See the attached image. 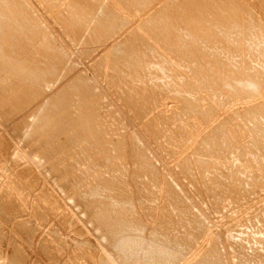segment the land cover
Returning a JSON list of instances; mask_svg holds the SVG:
<instances>
[{
    "label": "rangeland",
    "instance_id": "obj_1",
    "mask_svg": "<svg viewBox=\"0 0 264 264\" xmlns=\"http://www.w3.org/2000/svg\"><path fill=\"white\" fill-rule=\"evenodd\" d=\"M14 1L0 0V4H3V7L0 6V8L5 10L11 4L14 6ZM73 1L20 0L26 7L21 10V12L24 11L26 17L21 18L23 14H20L17 16L20 17L19 23L18 21L13 22L14 25L18 23L17 28L14 26V29L16 28L18 32L20 29L18 27L20 25L23 27L25 22L21 19L25 20L26 18L27 22L24 23L25 26L22 28L24 30L20 29L23 35L25 29L27 31L37 30L34 36H31L34 33L33 30L26 31L27 34L25 35L28 39L25 40V37L19 42L24 43L27 40H34L32 41L33 46L32 42L28 41L27 47L34 50L33 52L30 50L32 53L29 52L32 58H28V53L24 54L27 56L25 59L28 60L26 64L29 61L31 63L34 61V64L39 61V64L37 62L36 65L37 67L39 65L38 69L41 68L39 82L44 77H46V81L43 79V86L41 85L40 89L38 88L40 94L36 91L33 93L35 96H29L25 92H20L22 91L20 88H23L22 85L26 83V87H29L32 82L25 81L26 83H21L17 80L14 82V80H9L14 79L13 77H5L6 80H9L6 81L9 82V86L12 85L10 87L13 90L10 88L7 92L11 94L10 96L15 94L20 99H24L23 96L29 97L25 100L28 105L25 104L20 108H13L12 101L3 103L2 98H0V209L3 211V214L0 211V264H12L15 251L21 252L23 255V264H104L103 262L106 264H264V0H202L201 3H198L199 0H96L98 3L93 0L95 8L91 4H86L87 1H78L83 2L82 7L80 4V6H76V0ZM183 1H186L187 4ZM8 2L11 3L8 5ZM190 2L193 4L192 7L197 9H192ZM203 2L204 4H202ZM180 3L181 5L185 3L186 6L182 5V7ZM194 3L200 4L198 7L201 10ZM95 4H98L97 8ZM12 5L9 10L18 11L17 9L14 10L16 5L14 7ZM90 5L91 7H89ZM100 5L101 7H99ZM74 8L76 10H73ZM188 8L192 10L189 11ZM203 9L204 11H202ZM2 10H0L1 15L4 14ZM218 10L223 17L218 14ZM12 11L11 14L10 11L8 13L6 11L5 14L12 16ZM73 11L86 12V14L92 13L89 15L90 17L88 16L91 24L85 25L87 27L83 28L79 38H74L68 32L69 24L67 22L69 20H66V16ZM111 11L113 12L110 15ZM75 12L73 13L75 14ZM187 12L190 15L189 17L186 14L188 18L185 15ZM156 14L159 16L162 14V16L159 17ZM106 15L109 16L106 17ZM113 15L114 18L116 16V22L112 21L114 20ZM91 16H93L92 20L96 19L98 21L96 24L98 23L100 28L91 20ZM105 17L109 19L108 23L107 20L104 22ZM179 17L180 19H178ZM13 19V17L10 18L9 22ZM148 20L151 23L150 26L152 21L155 23L153 25L157 27H151L156 32L152 33V30H149L151 27L148 26ZM183 20L185 22L189 21L188 23L191 20L195 22L193 25L191 21V26ZM197 21L199 22L196 24ZM101 22L105 24L103 25ZM5 23L7 24H5V29H7L8 20ZM203 23L208 25L206 26ZM101 24L108 26L109 29L111 28L110 31L107 29L108 27H105L102 30L105 29L104 31L108 30V32L104 34L103 31L100 34ZM12 25L10 24L9 28ZM97 28L99 31H97ZM156 28L157 30H155ZM1 29L2 33L8 30ZM38 29L42 31L43 40H40L42 37L39 36ZM202 29L203 33L199 32ZM187 33L189 34L186 35ZM38 37L40 38L38 39ZM0 40V46L2 47L6 42L2 38ZM205 41L207 42L205 43ZM34 42L36 45L40 44L37 45L38 48L40 47L39 50L43 47L41 52L35 50L37 47ZM51 42L58 47L56 50L60 51V57L64 56L62 60L65 59L62 61L65 64L62 63L61 67L56 65L57 67L54 69L52 67L53 60L50 57H45L56 53L54 50L48 51L49 46H52L51 49H53ZM43 43H47L45 44L47 46ZM132 43V46L136 48L133 49L132 46H129ZM121 44L128 45L133 51L136 49L137 53L140 52L136 55L134 53L136 51H134V56H131V58L136 55L137 61L140 59L141 63L136 62V66L133 59L131 63L129 61L131 58H128L130 54L126 56L127 53H123L126 48L122 46L123 50L120 51L119 46ZM189 48H193V50ZM46 49H48V53H45ZM118 50L122 54L120 57L126 56L125 59L128 58L127 62L122 61L119 57L117 59L116 54L121 55L117 52ZM41 59H46V61L43 62ZM49 60H51V63ZM67 60L69 62H66ZM118 60L119 67L113 69V66L117 64L114 61L118 62ZM148 60L153 63L149 64ZM155 60H158L156 62L157 66ZM159 61L162 64L166 61L165 67H162L163 65ZM124 63H128L129 68L127 65L125 67ZM32 64L28 63V65ZM40 64L42 65L40 66ZM44 64L45 66H43ZM122 64L123 66H121ZM140 64L144 67H146L145 65L148 66L144 69ZM63 65L66 68H62ZM130 65H135V67H132L133 71ZM98 66L100 67L98 68ZM57 68L60 70L57 71ZM122 68H126V70ZM134 68H138L141 74L139 75L138 70L135 69L138 73L137 76ZM140 68L147 71L144 72ZM48 69L54 71L48 73ZM127 70L128 72H126ZM204 70L207 72L215 70L213 74L211 73V76L210 73L207 76H210L211 79L212 76H215L213 79L216 80V83L213 79L212 81L207 77H205L207 80L204 79ZM55 71L58 73L56 77ZM43 72L46 74L42 75ZM215 72L220 74L217 76ZM50 74H52L51 78ZM47 75L49 76L47 77ZM42 76L44 77L42 78ZM79 76H83L84 80H87L84 81V85L88 84L85 86L87 94L84 95L91 97L86 98L85 96L86 100L83 99L84 97H80L79 101L81 99L82 102L85 101L83 104L79 101L77 104L76 100L78 99L74 100L73 102L77 105L74 106L75 104L72 102L70 108H68V113H66L67 115L64 114L65 110L63 108L62 113L59 111L57 112L58 115L55 113L56 117L53 116V120L56 121L55 127L63 125L65 133H69L67 135H72L74 139L71 140L72 142L65 143L60 134L52 138L48 123L45 124L44 129L38 127L36 122L38 118H36L34 112L36 109H40L45 101L52 99L53 96L54 98L55 96L60 97L58 95H60L59 93L62 92L63 88L64 90L69 88L72 92H75L71 88L78 83ZM139 76L141 77L140 80L137 78ZM222 76L229 80V83L233 77L234 79L237 77L241 84L235 83L234 87L230 86L229 88L228 85L218 83L221 82L220 79H223ZM227 77L231 79H227ZM128 78V85H124ZM246 78L248 82L244 81ZM234 79L232 81L238 82ZM18 82L19 85H17ZM248 83L255 85L251 84L249 86ZM244 86H249V89ZM31 87L33 88V86ZM222 87L225 89L223 90ZM45 88H50V90ZM229 90L231 91L229 92ZM0 92L5 94L6 89L0 88ZM12 93L14 94L12 95ZM210 93L212 94L210 95ZM136 98L137 104L133 101ZM189 100H192L194 105ZM185 101L187 104L190 102L192 107L195 106L194 111L191 106L187 105L185 107ZM190 107L191 109H189ZM196 107L198 108L196 109ZM73 110L79 113H76V115L75 112H72ZM92 113L93 115H89ZM61 114L64 116L61 117ZM81 114L91 116L90 123L93 125V129H90V133H77L80 126L75 123L73 126V123L68 121L69 118L81 116ZM29 125L31 126L29 127ZM67 131H73V133ZM215 132L219 136L214 134L217 136L215 137L213 135ZM220 132L222 133L220 134ZM211 135L213 138H210ZM82 136L84 139H82ZM207 138L210 140L217 139L215 141L220 140V142L218 141L217 145L215 141L213 145L210 142L208 144L206 143V141L208 142ZM38 140L40 141L38 142ZM115 141L118 143H114ZM133 143L137 144V149L142 150L144 158L136 159L137 157H135L136 160H134ZM200 143L203 145L201 146ZM100 146L102 148H99ZM147 164L149 166L146 167ZM207 169L208 171H206ZM209 178H212V180L207 181L206 179ZM216 180H219L222 186H217L216 184L219 185L220 182H216ZM111 183L113 186H111ZM95 184L97 188H95ZM107 189L113 190V192H108ZM95 193L98 195H94ZM88 195L91 198L94 196L98 198L97 200L92 198L95 199L94 201L88 200L86 198ZM107 195L114 201L112 202V199ZM115 198H118L116 202ZM107 199L113 203V206ZM2 201L6 203L10 201L9 204L12 205L7 207L8 209H3L5 204ZM120 201L122 203H119ZM126 202L127 205L129 204L128 206L125 204ZM114 203L116 208L117 206L120 208L117 210L118 212L124 209L123 213L115 211ZM106 205H109V207ZM124 206L126 207L124 208ZM131 206L134 207H132V211H130ZM102 208L111 209V212L114 211L112 214L117 219L116 222L112 219V222L115 223L113 222L111 226L115 228V231H118L116 233L119 234L120 232L119 235L122 232L124 234L129 233L126 236L132 235L134 238L139 239V248L134 251L129 250L132 251L127 254L129 257L118 253L116 245L113 242H107L104 237L106 236L104 235L105 231L100 224H97L96 216H94L97 213L96 209L102 211ZM131 212L134 214L132 215ZM126 214H131L132 217ZM120 215L124 217L122 220ZM128 221L134 222H131V225ZM160 221L161 227L157 228ZM117 222L124 223L119 225ZM134 224H138V226L134 227ZM121 226H123V230L119 228ZM133 227L134 231L132 232ZM137 227L138 229H136ZM153 231L154 233L157 232L155 233L156 238ZM138 232L139 234H137ZM157 234L159 236L165 235L164 238L161 237L160 239ZM170 236L172 237L170 238ZM152 240L162 241L163 243L160 244L167 245L173 242L171 244L172 248L174 247L172 252L175 255H173V258L172 256H168L171 259L166 256L157 258L152 255L149 250L150 247L154 246ZM110 243L113 246L109 245ZM157 244L159 243L155 242L156 246ZM176 246L178 247L176 248ZM178 248L182 250L180 251ZM131 253L134 254L131 255Z\"/></svg>",
    "mask_w": 264,
    "mask_h": 264
},
{
    "label": "bare ground",
    "instance_id": "obj_2",
    "mask_svg": "<svg viewBox=\"0 0 264 264\" xmlns=\"http://www.w3.org/2000/svg\"><path fill=\"white\" fill-rule=\"evenodd\" d=\"M6 2L8 1V0H5ZM16 1V2H15ZM14 1V6L16 7L14 10H18V11H15V12H17L16 14H15V12H13L12 10H9V8L11 7V5H10V7L8 6V10L10 11V14H11V11H12V16H10L9 14L8 15H6L5 14V12L7 11V13L9 12L7 9H5L4 10V8H3V10L0 8V10H2V11H4V14H2L1 15V12H0V39L2 38V40L3 41H5L6 43H4L5 45L4 46H2V47H4L5 49H3L1 46H0V88L1 89H6V92H5V94L4 93H2V92H0V98H2V102L3 103H5V101H12L13 102V108H20V107H22V106H24L25 104H26V102H25V100L26 99H28V97L29 96H32V95H34L33 93L34 92H36L37 91V93H38V91H40V90H38V88L42 85V84H44V82H43V79L45 80L46 79V77H44V76H42V80L39 82V79L41 78L40 76H41V68H39L38 69V67H39V65H38V67L36 66L37 65V62H38V64H39V61H37L35 64L33 63L34 61H32V63H31V61H29L30 62V64H32V65H28V63L29 62H27V64H26V61H28V60H26L25 58H27V56L26 55H24L25 53H28L27 55H29V54H31L32 52H33V50H31L30 48H28L27 46H28V41H31V40H27V42L25 41L24 43H20L21 41V39H23V38H25L26 37V35L25 34H27V32H30V31H32V30H26L25 29V32H24V35L23 34H21V33H23V32H20V31H22V30H24V29H22L24 26H25V22H27L26 21V18H25V20L24 19H21L22 21H25L24 23H23V27H21V25H20V27H18V28H20V29H22V30H18V32H20V33H18L17 31H16V28H17V24L19 23V19H20V17H17L18 15H20V14H23V17H21V18H24V17H26L25 15H24V11H22L21 12V10L22 9H24V8H26L25 6H24V4L23 3H21L20 2V0H15ZM71 1H73V0H71ZM79 0H76V6H80L81 5V7H82V5H83V2L84 1H87L86 2V4L88 3V4H91V5H93L94 6V1L93 0H81V1H83V2H78ZM96 1V0H95ZM186 1H188V0H186ZM186 1H183V2H185L186 3ZM200 1H202V0H199V2L198 1H196V2H198V3H201ZM204 1V0H203ZM53 2V1H52ZM73 2H75V0L73 1ZM177 2V1H176ZM193 2V1H192ZM11 3V2H10ZM9 2L7 3L8 5L10 4ZM12 3H13V1H12ZM95 3H98L97 1L95 2ZM184 3V4H185ZM71 4V3H70ZM80 4V5H79ZM184 4H182V5H184ZM187 4V3H186ZM189 4V3H188ZM190 4H192L191 2H190ZM189 4V5H190ZM197 7L198 6H200V4L198 5L197 3H194ZM202 4H204V2L202 3ZM91 5L89 6V7H91ZM96 5V8H97V5L98 4H95ZM181 5V3H180V6H182ZM205 5H206V3H205ZM0 6H2L3 7V4H0ZM13 6V5H12ZM13 6V7H14ZM184 6H186V5H184ZM188 6V5H187ZM193 6V4L191 5V7ZM12 7V8H13ZM99 7H101V5L99 6ZM177 7H179V6H177ZM183 7V6H182ZM181 7V8H182ZM190 7V6H189ZM206 7V6H205ZM6 8V7H5ZM11 8V9H12ZM76 8V7H75ZM73 9V10H76V9ZM93 8H95V6L93 7ZM180 8V7H179ZM178 8V9H179ZM199 8V7H198ZM228 8V7H227ZM80 9V8H79ZM186 9V8H185ZM185 9H182L183 11L185 10ZM192 9H197V8H195V7H192ZM192 9H189L188 8V10L189 11H191ZM200 9V8H199ZM205 9V8H204ZM204 9L202 10V11H204ZM226 9V8H225ZM19 10H20V12H19ZM70 10V9H69ZM170 10V9H169ZM201 10V9H200ZM237 10V9H236ZM70 11H72V10H70ZM168 11V10H167ZM166 11V12H167ZM174 11V10H173ZM187 11V10H186ZM185 11V12H186ZM219 11V10H218ZM242 11V10H241ZM73 12H75V11H73ZM73 12H71L70 14H68V12L66 13V20H69V22H67L68 24H69V28H68V32L72 35V36H74V38L76 37V38H79V36H80V34H81V32H82V30H83V28H85V27H87L89 24H91V21L89 20L90 18H88V16L90 15V14H92V13H90V14H86V12H84V13H82L81 11H78V12H75V14L73 13ZM100 12V11H99ZM113 11H111L110 12V15H111V13H112ZM176 12V11H175ZM180 12V11H179ZM194 12V11H193ZM196 12V11H195ZM220 12V11H219ZM218 12V14H221V12L219 13ZM231 12V11H230ZM229 12V13H230ZM157 13H159V12H157ZM173 13V12H172ZM178 13V12H177ZM190 13V12H189ZM192 13V12H191ZM197 13H198V10H197ZM223 13V12H222ZM108 14V13H107ZM174 14V13H173ZM184 14V13H183ZM186 14H188V12L187 13H185V15ZM195 14V13H194ZM224 14V13H223ZM228 14V13H227ZM157 15V14H156ZM179 15H182V14H179ZM184 15V16H185ZM189 15V14H188ZM201 15V14H200ZM222 15V14H221ZM228 15H230V14H228ZM22 16V15H21ZM64 16V15H63ZM64 16V17H65ZM107 16H109V15H106V17ZM157 16H159V15H157ZM160 16H162V14L160 15ZM159 16V17H160ZM164 16V15H163ZM178 16V15H177ZM187 16V15H186ZM196 16V15H195ZM217 16V15H216ZM226 16V15H225ZM233 16V15H232ZM231 16V17H232ZM12 17L14 18L13 20H11L10 22H9V19L11 18L12 19ZM90 17V16H89ZM92 17L93 16H91V20H92ZM106 17L104 18V22H106L105 20H107V23H108V20L109 19H106ZM111 17V16H110ZM109 17V18H110ZM156 17V16H155ZM158 17V18H159ZM189 17H190V15H189ZM222 17H223V15H222ZM235 17V16H234ZM62 18V17H61ZM113 18H114V15H113ZM113 18H110V19H113ZM115 18H116V16H115ZM115 18H114V20H112V21H115ZM119 18V17H118ZM153 18V17H152ZM176 18V17H175ZM187 18H188V16H187ZM197 18V17H196ZM218 18V17H217ZM221 18V17H220ZM229 18V17H228ZM65 19V18H64ZM98 19V18H97ZM159 19H161V18H159ZM158 19V20H159ZM163 19V18H162ZM178 19H180V17L178 18ZM182 19V18H181ZM223 19H225V18H223ZM8 20V23H9V25L7 26L8 28V30L7 29H5L6 28V21ZM19 20V21H18ZM96 19H94V20H92V21H94L95 22V24H96V22H98L97 20L95 21ZM117 20V19H116ZM121 20V19H120ZM119 20V21H120ZM151 20V19H150ZM194 20H197V19H194ZM204 20V19H203ZM5 21V22H4ZM18 21V23L16 24V25H14L15 23H13V22H17ZM21 21V22H22ZM149 21V20H148ZM184 21V20H183ZM192 21V20H191ZM191 21H190V23H191ZM200 21V20H199ZM199 21H197L196 22V24L199 22ZM215 21V20H214ZM213 21V22H214ZM218 21V20H217ZM229 21V20H228ZM20 22V23H21ZM110 22H111V20H110ZM116 22V21H115ZM122 22V21H121ZM121 22H120V24H121ZM156 22V21H155ZM160 22V21H159ZM185 22V21H184ZM189 22V21H188ZM188 22H185L186 24H190V23H188ZM194 22L195 21H192V24L194 25ZM89 23V24H88ZM102 23V22H101ZM148 23V22H147ZM207 23H208V21H207ZM211 23V22H210ZM6 24V25H5ZM10 24H13L12 26H11V28H9V26H10ZM87 24V26H85ZM99 24H100V22H99ZM103 24V23H102ZM101 24V31H99V29L98 28H100V26L98 25V23L96 24L97 26H99L97 29V31H99V32H101L100 34H102V32L105 30H102L103 28H105V27H108V26H103ZM111 25H112V23H110ZM150 21H149V25L148 26H150ZM155 25V23H153V21H152V25L151 26H153L154 27V25ZM192 24H190L191 26H192ZM199 24H202V23H199ZM199 24H198V26H199ZM203 24H205V23H203ZM2 25H3V27H2ZM4 25H5V27H4ZM109 25V24H108ZM111 25H109L110 27H111ZM160 25H161V22H160ZM166 25V24H165ZM206 25V24H205ZM204 25V26H205ZM208 25V24H207ZM206 25V26H207ZM212 25V24H211ZM219 25V24H218ZM241 25V24H240ZM14 26H16V28L14 29ZM114 26V25H113ZM112 26V27H113ZM150 26V27H151ZM204 26H202V27H204ZM205 26V27H206ZM214 26V25H213ZM26 27H27V25H26ZM29 27V26H28ZM153 27H151V28H149V30H152L151 32L153 33V32H156V31H153ZM155 27H157V26H155ZM154 27V28H155ZM160 27V26H159ZM163 27V26H162ZM222 27V26H221ZM1 28H4L5 30H7V31H3L4 33H2V29ZM37 28V27H36ZM161 28V27H160ZM185 28H186V26H185ZM208 28H210V27H208ZM230 28V27H229ZM28 29V28H27ZM30 29V28H29ZM94 29H95V26H94ZM107 29H109V27L107 28ZM106 29V30H107ZM111 29V28H110ZM110 29H109V31H110ZM147 29V28H146ZM164 29V28H163ZM198 29V28H197ZM204 29V28H203ZM203 29L202 30H199V32L201 31H203ZM206 30H207V28H205ZM35 30V31H34ZM32 32H34L31 36H34V34L36 33V29H34ZM39 30V29H38ZM114 30V29H113ZM155 30H157V28L155 29ZM160 30V29H159ZM158 30V31H159ZM213 30V29H212ZM27 31V32H26ZM187 31V30H186ZM193 31V30H192ZM221 31V30H220ZM31 32V33H32ZM105 32H108V30L107 31H104L103 33L105 34ZM112 32V31H111ZM150 32V33H151ZM161 32H162V29H161ZM168 32V31H167ZM166 32V33H167ZM194 32V31H193ZM198 32V33H199ZM31 33H29V34H31ZM163 33V32H162ZM170 33V32H169ZM176 33V32H175ZM195 33V32H194ZM203 33V32H202ZM202 33H200V34H202ZM206 33V32H205ZM2 34V35H1ZM39 36L40 37H42L41 35H43L42 34V31L41 30H39ZM97 34H99L98 32H97ZM156 34H158V33H156ZM185 34V33H184ZM189 33H187L186 35H188ZM207 34H208V32H207ZM206 34V35H207ZM38 35V34H37ZM36 35V36H37ZM154 35V34H153ZM159 35V34H158ZM166 35V34H165ZM177 35V34H176ZM195 35V34H194ZM210 35V34H209ZM130 36V35H129ZM178 36V35H177ZM183 36V35H182ZM200 36V35H199ZM215 36V35H214ZM29 37H30V35H29ZM40 37H38V39L40 38ZM156 37V36H155ZM178 37H180V35L178 36ZM213 37V36H212ZM31 38V37H30ZM36 39H37V37H35ZM34 38V39H35ZM82 38L84 39V37H83V35H82ZM158 38V37H157ZM188 38H190L189 36H188ZM198 38V37H197ZM202 38H203V36H202ZM201 38V39H202ZM215 38V37H214ZM213 38V39H214ZM26 39H28V37H26L25 38V40ZM44 39H46V38H44ZM49 39V38H48ZM133 39H134V37H133ZM166 39V38H165ZM164 39V40H165ZM172 39V38H171ZM196 39V38H195ZM40 40H43V37L40 39ZM127 40V39H126ZM181 40V39H180ZM203 40V39H202ZM207 40H208V38H207ZM1 41V40H0ZM3 41H2V43H3ZM20 41V42H19ZM32 41H34V40H32ZM31 41V42H32ZM37 41V40H36ZM47 41V40H46ZM51 41H53L52 39H51ZM128 41V40H127ZM169 41H170V39H169ZM175 41H176V39H175ZM183 41V40H182ZM192 41V40H191ZM41 42H44V41H41ZM56 42V41H55ZM54 42V43H55ZM172 42V41H171ZM207 41H205V43H206ZM181 43V42H180ZM188 43V42H187ZM209 43V42H208ZM1 44V43H0ZM30 44V43H29ZM44 45L45 44H47V43H43ZM48 44H50V43H48ZM51 44L53 45V49H51V47L52 46H49L50 48H49V50L48 49H46V52L45 53H48L47 52V50L48 51H51V50H54L56 53H54L53 51V53L55 54H52L51 56L49 55V56H45V57H47V58H49L50 57V59H52L53 61V63H52V67H53V69L55 68V67H57V66H59L60 65V67H61V64L63 63L62 61H64V60H62V58L64 57L63 55H62V58L60 57V54H59V50L57 51L56 49L58 48L55 44H53L52 42H51ZM127 44V43H126ZM129 44V43H128ZM146 44V43H145ZM166 44V43H165ZM179 44V43H178ZM193 44V43H192ZM198 44V43H197ZM34 45H36L35 44V42H34ZM37 45H40L39 43L37 44ZM36 45V47L37 48H35V50H39V48H38V46ZM133 45V43L131 44V45H129V46H132ZM149 45H151V44H149ZM167 45V44H166ZM171 45V44H170ZM194 45V44H193ZM201 45V44H200ZM32 46H33V42H32ZM45 46H47V45H45ZM44 46V48H46ZM125 47L126 48V51L125 50H123L122 48L123 47ZM129 46L128 45H123V44H121V46H119V49H120V51L121 50H123L124 52L123 53H127V55L126 56H128L129 54V56H128V58L130 57L131 58V56H134V54H133V52L134 51H136V52H134L135 54L137 53V50L135 49L134 51H133V49L134 48H136V47H133V49L131 50V48H129ZM187 46H189L188 44H187ZM42 47V46H41ZM116 47H118V46H116ZM147 47H150V46H147ZM170 47V46H169ZM178 47V46H177ZM34 48V47H33ZM43 48V47H42ZM42 48H41V50H42ZM115 48V47H114ZM124 48V49H125ZM144 48H145V45H144ZM172 48V47H171ZM151 49H154V48H151ZM175 49V48H174ZM180 49H184V48H180ZM189 49H192L193 50V48H189ZM205 49V48H204ZM32 52H31V51ZM41 50H39L38 52H41ZM115 50V49H114ZM146 50H147V48H146ZM187 50V49H186ZM186 50H184V51H186ZM37 51H36V53H37ZM129 51V52H128ZM148 51V50H147ZM153 52H154V50H152ZM151 51V52H152ZM156 51V50H155ZM177 51V50H176ZM29 52H31V53H29ZM35 52V51H34ZM114 52V51H113ZM113 52H110V53H113ZM117 52H119V50L117 51ZM188 52V51H187ZM187 52H185V53H187ZM140 53V52H139ZM139 53H137V54H139ZM145 53V52H144ZM150 53V52H149ZM178 53V52H177ZM181 53V52H180ZM185 53H183V54H185ZM196 53V52H195ZM194 53V54H195ZM202 53H204V52H202ZM35 54V53H34ZM34 54H32V55H34ZM44 54V53H43ZM119 54H121L120 52H119ZM136 54V55H137ZM148 54V53H147ZM197 54V53H196ZM201 54V53H200ZM199 54V55H200ZM41 55H42V53H41ZM45 55V54H44ZM125 55V54H124ZM136 55H135V57H132L131 59H129V61H131V63H132V59L134 60V64L137 66V63H138V61L140 60L139 58V60L137 61V58H136ZM144 55V54H143ZM151 55H152V53H151ZM202 55V54H201ZM205 55V54H204ZM37 56V55H36ZM36 56H33V57H36ZM116 56H117V59H118V57L122 60V61H124V62H127L128 61V58H126L125 59V57L126 56H123V57H120V56H122V54L121 55H117L116 54ZM139 56V55H138ZM145 56V55H144ZM143 56V57H144ZM182 56V55H181ZM180 56V57H181ZM193 56V55H192ZM29 57H31V55H29L28 56V58ZM41 58H42V56H40ZM39 57V58H40ZM44 57V56H43ZM44 57V58H45ZM112 57V56H111ZM114 57V56H113ZM140 57V56H139ZM147 57H148V55H147ZM32 58V57H31ZM39 58H37V59H39ZM43 58V59H44ZM46 58V59H47ZM123 58V59H122ZM142 58V57H141ZM160 58H161V55H160ZM199 58V57H198ZM34 59V58H33ZM46 59L45 60H42L43 62H45L46 61ZM143 59V58H142ZM149 59H153V58H149ZM156 59V58H155ZM159 59V58H158ZM190 59V58H189ZM192 59H193V57H192ZM31 60V59H30ZM35 60V59H34ZM40 60V59H39ZM54 60H57V61H54ZM116 60V59H115ZM120 60V61H121ZM201 60V59H200ZM205 60V59H204ZM48 61V60H47ZM112 61H113V59H112ZM111 61V62H112ZM144 61H145V59H144ZM158 61V60H157ZM156 60H155V63L157 62ZM161 61H162V59H161ZM167 61V60H166ZM166 61L164 62V64L166 63ZM190 61H192V60H190ZM49 62L51 63V60H49ZM66 62H69L68 60L66 61ZM114 62H116L117 64V66L115 67V66H113V69L114 68H118L119 66H118V64H120L119 63V60H118V62L117 61H114ZM137 62V63H136ZM140 62V61H139ZM145 62H147V60L145 61ZM144 62V63H145ZM148 62H149V60H148ZM160 62V61H159ZM48 63V62H47ZM49 63V64H50ZM99 63H100V61H99ZM110 63V62H109ZM130 63V64H131ZM141 63V62H140ZM151 63H153L152 61H150L149 62V64H151ZM154 63V64H155ZM161 63V62H160ZM200 63V62H199ZM206 63V62H205ZM217 63V62H216ZM221 63V62H220ZM43 64V63H42ZM42 64H40V66L42 65ZM63 64H65V63H63ZM67 64V63H66ZM102 64V63H101ZM111 64V63H110ZM125 64V63H124ZM139 64V63H138ZM142 64H143V61H142ZM145 64H148V63H145ZM162 64V63H161ZM164 64H162L163 66L162 67H165V65ZM193 64V63H192ZM57 65V66H56ZM99 65V64H98ZM112 65H113V63H112ZM111 65V66H112ZM126 65H127V67L129 68V64L128 63H126L125 64V67H126ZM133 65V64H132ZM132 65H130V68H132V67H135V65L134 66H132ZM141 65V64H140ZM158 64L156 63V66H157ZM160 65V64H159ZM188 65V64H187ZM195 65V64H194ZM217 65V64H216ZM219 65V64H218ZM43 66H45V64L43 65ZM42 66V67H43ZM46 66H47V64H46ZM65 65H63V67L62 68H66V66L64 67ZM101 66V65H100ZM100 66H98V68L100 67ZM121 66H123V64L121 65ZM146 67L148 66V65H145ZM154 66V65H153ZM196 66V65H195ZM202 66V65H201ZM208 66H210V65H208ZM48 67H49V65H48ZM47 67V68H48ZM51 67V68H52ZM59 67V68H60ZM103 67V66H102ZM101 67V68H102ZM140 66L138 65V68H139ZM141 67H143L144 69L146 68V67H144L143 65H141ZM150 67H151V65H150ZM155 67V66H154ZM153 67V68H154ZM213 67V66H212ZM224 67V66H223ZM59 68H57L56 70L58 71V69ZM138 68H134V71L136 72V70H138ZM143 68H140L141 70L143 69ZM160 68V67H159ZM159 68H157L158 70H159ZM197 68V67H196ZM195 68V69H196ZM199 68V67H198ZM210 68V67H209ZM208 68V69H209ZM69 69V68H68ZM112 69V70H113ZM123 69V68H122ZM125 70H126V68H124ZM123 69V70H124ZM136 69V70H135ZM144 69H143V71H144ZM149 69V68H148ZM162 69H164V68H162ZM194 69V70H195ZM210 69H212V68H210ZM222 69V68H221ZM60 70V69H59ZM64 70V69H63ZM129 70V69H128ZM128 70L126 71V72H128ZM193 70V72H194V74H195V71ZM217 70V69H216ZM47 71V70H46ZM50 71L51 70H49L48 69V73H50ZM54 71V70H53ZM53 71H51V72H53ZM57 71H55V77L57 76V74L58 73H56ZM111 71V70H110ZM119 71V70H118ZM131 71V70H130ZM132 71H133V68H132ZM142 71V72H143ZM147 71V70H146ZM146 71H144V72H146ZM215 71V70H214ZM213 70L211 71V72H207V71H203L202 73H203V75L205 74V76H204V79H206L205 77H207V78H209L210 76H211V73L213 74V72H214ZM222 71V70H221ZM231 71V70H230ZM236 71V70H235ZM62 72V71H61ZM64 72V71H63ZM62 72V73H63ZM121 72V71H120ZM124 72V71H123ZM153 72V71H152ZM155 72H156V70H155ZM160 72V71H159ZM234 72V71H233ZM44 73V74H43ZM42 73V75H45L46 73L45 72H43ZM62 73H59V74H62ZM65 73V72H64ZM110 73V72H109ZM108 73V74H109ZM118 73V72H117ZM132 73H134V72H132ZM137 73V72H136ZM138 73H139V70H138ZM138 73H137V76H138ZM197 73H199V72H197ZM201 73V72H200ZM208 73V74H207ZM209 73H210V76L208 77L207 75H209ZM222 73V72H221ZM226 73V72H225ZM228 73V72H227ZM231 73V72H230ZM238 73H240V72H238ZM111 74V73H110ZM114 74V73H113ZM123 74V73H122ZM126 74V73H125ZM130 74V73H129ZM141 74V72L139 73V75ZM143 74V73H142ZM215 74L218 76L220 73H218V72H215ZM214 74V75H215ZM229 74V73H228ZM51 75L52 74H50V78H51ZM115 75V74H114ZM113 75V76H114ZM124 75V74H123ZM134 76H136L135 74H133ZM146 75V74H145ZM157 75V74H156ZM198 75V74H197ZM199 75H201V74H199ZM203 75H201V76H203ZM223 75H226V74H223ZM13 77L14 79H9V80H14V82H15V80H17V81H19V82H21V83H24L25 81L27 82H32V84H29V85H31V86H33V88L31 87V86H29V87H26V85H27V83L26 84H24V85H22V86H24L23 88H20V89H22V91H20V92H25V94L27 93L29 96H27V98L25 97V96H23V98L24 99H20V98H18V97H16L15 96V94L14 93H12V95L14 94V96H10L11 94H9V93H7L8 92V89H10L11 87L10 86H12V85H10L9 86V82H6V81H9V80H6V78L5 77ZM49 75H47V77H48ZM53 76H54V74H53ZM64 76V75H63ZM119 76H121V75H119ZM127 76H128V74H127ZM147 76V75H146ZM146 76H144V77H146ZM179 76V75H178ZM221 76V75H220ZM227 76V75H226ZM116 77V76H115ZM117 77H118V75H117ZM123 77V76H122ZM125 77V76H124ZM129 77H130V75H129ZM157 77H158V75H157ZM213 78H215V76H212ZM232 77V76H231ZM239 77V76H238ZM57 78H59V77H57ZM57 78H56V80H57ZM61 78V77H60ZM79 80L77 81L78 83H76V84H74V86H73V88H71V89H74L75 90V92L73 91L72 92V90H70L69 88L67 89V90H64V88L62 89V92L60 91V95H58V96H60V97H56L55 96V98H54V96H53V98L52 99H49V100H47V101H45V102H47V103H45L44 102V104H42L43 106L42 107H40V109L38 108V110L36 109V111L34 112L35 114L34 115H36V118H38V120L36 121L37 122V126L39 127H42L43 129H44V127H45V124L46 123H48V125H49V127H50V129H51V131H50V134L52 135V138H53V136H58V134H60V135H62V137H63V139H64V142L65 143H68V142H72L71 140H74L73 139V137H72V135L71 136H68L69 135V133H65L66 131H64V126L63 125H61V124H59V125H61V126H58V127H55V125H56V121L55 120H53V116L55 115V113H57V112H59V111H61V113L64 111V114H66V113H68V108H70V105H71V103L74 101V100H76V99H78V100H76L77 101V104H78V101L80 100L79 98L81 97H84L83 99H85V96L86 95H84V94H87V90L85 89V86L86 85H88V84H86V85H84V81L86 80H84V78H83V76H79ZM113 78V77H112ZM111 78V79H112ZM126 78V77H125ZM131 78V77H130ZM132 78H134V77H132ZM137 78H139V80H140V76L139 77H137ZM155 78V77H154ZM181 78V77H180ZM212 78V79H213ZM222 78H223V76H222ZM229 77H227V79H228ZM241 78H243V77H241ZM241 78H240V80H241ZM249 78V77H248ZM54 79V78H53ZM76 79V78H75ZM78 79V78H77ZM115 79V78H114ZM114 79H113V81H114ZM122 79V78H121ZM120 79V80H121ZM151 79V78H150ZM197 79V78H196ZM212 79L211 78H209V80H211L212 81ZM219 79H220V77H219ZM229 79H231V78H229ZM233 79H234V77H233ZM232 79V80H233ZM48 80V79H47ZM68 80V79H67ZM74 80V79H73ZM72 80V81H73ZM116 80V79H115ZM118 80V79H117ZM207 80V79H206ZM208 80V81H209ZM213 80H215V79H213ZM218 80V79H217ZM221 80V82L219 81L218 83H221V84H223V85H228L229 86V88H230V86H232V87H234V84L236 83H240L239 82V80L237 79V77H236V79H234V80H237L238 82H236V81H230V83H229V80H226L225 79V77L223 78V79H220ZM46 81V80H45ZM54 81H55V79H54ZM54 81H52V82H54ZM58 81V80H57ZM87 81V80H86ZM85 81V82H86ZM127 81H129V78H128V80L126 79V84H124V85H128L127 84ZM135 81V80H134ZM204 81V80H203ZM207 81V82H208ZM245 82H248V79L246 78V80H244ZM244 81H243V83H244ZM254 81V80H253ZM11 82V81H10ZM19 82H18V84L17 85H19ZM29 82V83H30ZM43 82V83H42ZM48 82V81H47ZM46 82V83H47ZM132 82V81H131ZM152 82V81H151ZM159 82V81H158ZM206 82V81H205ZM204 82V83H205ZM210 82V81H209ZM208 82V83H209ZM226 82H228V83H226ZM249 82H251V81H249ZM17 83V82H16ZM45 83V84H46ZM58 83V82H57ZM64 83V82H63ZM66 83H68V82H66ZM69 83H71V82H69ZM73 83H75V82H73ZM117 83H118V81H117ZM122 83V82H121ZM129 83V82H128ZM165 83V82H164ZM203 83V84H204ZM213 83H214V81H213ZM215 83H216V80H215ZM233 83V84H232ZM243 83H242V85H243ZM11 84V83H10ZM13 84V83H12ZM65 84V83H64ZM72 84V83H71ZM90 84V83H89ZM147 84V83H146ZM200 84H201V82H200ZM230 84H232V85H230ZM241 84V83H240ZM248 84H250L249 86H251V84L252 85H255V84H253V83H248ZM16 85V86H17ZM67 85H70V84H67ZM121 85H123V84H121ZM130 85H131V83H130ZM133 85V84H132ZM151 85V84H150ZM157 85V84H156ZM188 85V84H187ZM195 85V84H194ZM212 85V84H211ZM210 85V86H211ZM222 85V86H223ZM245 85H246V83H245ZM21 86V85H20ZM43 86V85H42ZM45 86V85H44ZM55 86V85H54ZM135 86V85H134ZM155 86V85H154ZM160 86V85H159ZM206 86V85H205ZM227 86V87H228ZM249 86H244V87H246V88H248L249 89ZM19 87V86H18ZM17 87V88H18ZM48 87H50V86H48ZM64 87V86H63ZM121 87V86H120ZM119 87V88H120ZM190 87V86H189ZM236 87V86H235ZM13 88H16V87H13ZM65 88H67V87H65ZM87 88V87H86ZM122 88V87H121ZM206 88V87H205ZM223 88V90L225 89L224 87H222ZM238 88V87H237ZM236 88V89H237ZM243 88V87H242ZM12 89V88H11ZM23 89H24V91H23ZM40 89V88H39ZM45 89H49L50 90V88H45ZM88 89V88H87ZM161 89V88H160ZM165 89V88H164ZM186 89V88H185ZM218 89H220V88H218ZM13 90V89H12ZM16 90H18V89H16ZM193 90V89H192ZM214 90H215V88H214ZM221 90V89H220ZM239 90H240V88H239ZM244 90V89H243ZM247 90V89H246ZM245 90V91H246ZM251 90V89H250ZM46 91V90H45ZM48 91V90H47ZM123 91V90H122ZM191 91V90H190ZM209 91V90H208ZM231 90H229V92H230ZM233 91H235L234 89H233ZM247 91H249V90H247ZM19 92V91H18ZM90 92V91H89ZM126 93H127V91H125ZM177 92V91H176ZM237 92V91H236ZM235 92V93H236ZM7 93V94H6ZM16 93H17V91H16ZM43 93V92H42ZM58 93V92H57ZM9 94V95H8ZM19 94V93H18ZM38 94H40V93H38ZM46 94V93H45ZM51 94V93H50ZM49 94V95H50ZM54 95H55V93H53ZM90 94V93H89ZM92 94H94L93 92H92ZM123 94V93H122ZM181 94V93H180ZM212 93H210V95H211ZM24 95V94H23ZM57 95V94H56ZM84 95V96H83ZM127 95V94H126ZM129 95V94H128ZM182 95V94H181ZM180 95V96H181ZM21 96V95H20ZM35 96V95H34ZM39 96H41V95H39ZM95 96V95H94ZM97 96V95H96ZM184 97H185V95H183ZM188 96H190V95H188ZM50 97V96H49ZM87 97H91V96H86V98ZM129 97V96H128ZM209 97H211V96H209ZM213 97V96H212ZM211 97V98H212ZM35 98V97H34ZM45 98V97H44ZM93 98V97H92ZM98 98V97H97ZM190 98V97H189ZM193 98V97H192ZM89 99V98H88ZM87 99V100H88ZM34 100V99H33ZM38 100V99H37ZM41 100V99H40ZM44 100V99H43ZM51 100H53V101H51ZM86 100V99H85ZM136 100H137V98L135 99V100H133V101H135V103H136ZM186 100V99H185ZM188 100V99H187ZM197 100V99H196ZM211 100V99H210ZM28 101V100H27ZM36 101V100H35ZM75 101V102H76ZM130 101V100H129ZM190 101V100H189ZM188 101V102H189ZM31 102V101H30ZM37 102V101H36ZM79 102H81L82 104H83V102H85V101H83L82 102V99H81V101H79ZM96 102V101H95ZM181 102H182V100H181ZM191 103H192V105H194L193 104V102H192V100L190 101ZM188 103L187 104V102L185 101V107H187V105L188 106H191V103ZM198 102V101H197ZM29 103V102H28ZM32 103V102H31ZM35 103V102H34ZM74 103V102H73ZM92 103V102H91ZM183 103V102H182ZM75 104V103H74ZM77 104H75L74 106H76ZM96 104V103H95ZM94 104V105H95ZM137 104V103H136ZM135 104V105H136ZM190 104V105H189ZM209 104V103H208ZM26 105H28V104H26ZM33 105V104H32ZM31 105V106H32ZM35 105V104H34ZM81 105V104H80ZM210 105V104H209ZM36 106V105H35ZM73 106V107H74ZM81 106H83V105H81ZM90 106V105H89ZM91 107H92V105H91ZM96 107V106H95ZM192 107V106H191ZM191 107L189 108V109H191ZM211 107V106H210ZM260 107V106H259ZM12 108V107H11ZM27 108V107H26ZM30 108V107H29ZM33 108V107H32ZM63 108H64V110H63ZM76 108V107H75ZM75 108H72V109H75ZM79 108V107H78ZM83 109H84V107H82ZM193 108H195V106L194 107H192V110H193ZM198 107H196V109H197ZM263 108V107H262ZM258 109V108H257ZM264 109V108H263ZM17 110V109H16ZM24 110V109H23ZM26 110V109H25ZM33 110V109H32ZM63 110V111H62ZM88 110V109H87ZM93 110V109H92ZM201 110V109H200ZM208 110H209V108H208ZM255 110V109H254ZM80 111V110H79ZM191 111V110H190ZM194 111V110H193ZM197 111V110H196ZM15 112V111H14ZM26 112V111H25ZM73 113L75 112L74 110L72 111ZM88 112V111H87ZM86 112V113H87ZM95 113H96V111H94ZM200 112H202V111H200ZM73 113H72V115H73ZM77 112H75V114H76ZM79 113V112H78ZM77 113V114H78ZM84 113V112H83ZM182 113V112H181ZM196 113V112H195ZM206 113V112H205ZM210 113V112H209ZM250 113V112H249ZM263 113V112H262ZM10 114V113H9ZM21 114V113H20ZM32 114V113H31ZM70 114V113H69ZM68 114V116H70ZM76 114V115H77ZM184 114V113H183ZM199 114V113H198ZM213 114V113H212ZM245 114V113H244ZM6 115V114H5ZM15 115V114H14ZM30 115V114H29ZM57 115H58V113H57ZM57 115H55V117L57 116ZM62 116L61 117H63L64 115L63 114H61ZM67 115V114H66ZM71 115V116H72ZM89 115H93V113L92 114H89ZM197 115V114H196ZM206 115H207V113H206ZM9 116V115H8ZM211 116V115H210ZM246 116V115H245ZM11 117V116H10ZM59 118H60V116H58ZM91 117V116H90ZM87 114H85V115H83V114H81V116H74L73 118H69V122H71V123H73V126H74V123L75 124H77L78 126H80V129L77 131V133H79V134H85L86 132L87 133H90L91 131H90V129L92 128V126L93 125H91V123H90V120H91V118H90ZM93 117V116H92ZM202 117V116H201ZM206 117V116H205ZM208 117V116H207ZM206 117V118H207ZM29 118V117H28ZM262 118V117H261ZM60 119H62V118H60ZM204 119V118H203ZM250 119V118H249ZM33 120V119H32ZM35 120V119H34ZM63 120V119H62ZM251 120V119H250ZM31 121V120H30ZM30 121H29V123H30ZM59 121V120H58ZM64 121V120H63ZM62 121V122H63ZM93 121V120H92ZM246 121V120H245ZM94 122H95V120H94ZM97 122V121H96ZM28 123V124H29ZM65 123H67V122H65ZM26 124V123H25ZM58 124V123H57ZM245 124V123H244ZM21 125V124H20ZM70 125V124H69ZM255 125V124H254ZM31 125H29V127H30ZM33 126V125H32ZM96 126V125H95ZM99 126V125H98ZM259 126V125H258ZM22 127V126H21ZM29 127H27V128H29ZM35 127V126H34ZM37 127V128H38ZM68 127H70V126H68ZM73 128V127H72ZM17 129V128H16ZM34 129V128H33ZM36 129V128H35ZM40 129V128H39ZM48 129V128H47ZM68 129H70V128H68ZM74 129V128H73ZM93 129V128H92ZM104 130V129H103ZM217 130H219V129H217ZM251 130V129H250ZM261 130V129H260ZM27 131V130H26ZM32 131V130H31ZM39 131V130H38ZM23 132V131H22ZM43 132H46V131H43ZM67 132H70V131H67ZM72 133H73V131H71ZM70 132V133H71ZM92 132H95V131H92ZM24 133V132H23ZM41 133V132H40ZM48 133V132H47ZM75 133V132H74ZM86 133V134H87ZM96 133V132H95ZM217 133H218V131H217ZM216 132L215 133H213V135L214 134H217ZM222 132H220V134H221ZM264 134V133H263ZM74 135V134H73ZM92 135V134H91ZM218 135V134H217ZM30 136V135H29ZM47 136H48V134H47ZM76 136V135H75ZM77 136H79V135H77ZM88 136V135H87ZM86 136V137H87ZM90 136V135H89ZM215 136V135H214ZM219 136V135H218ZM50 137V136H49ZM85 137V136H84ZM85 137V138H86ZM101 137V136H100ZM212 137V135L210 136V138ZM215 137H217V136H215ZM89 138V137H88ZM213 138V137H212ZM223 138V137H222ZM51 139V138H50ZM57 139V138H56ZM61 139V138H60ZM77 139V138H76ZM79 139V138H78ZM82 139H84L83 138V136H82ZM90 139V138H89ZM96 139V138H95ZM102 139V138H101ZM226 139V138H225ZM43 140V139H42ZM207 140H208V142L206 141V143H208V144H215L216 143V145H217V143H218V141L220 142V140H218L217 142L215 141V140H217V139H215V140H210V139H208L207 138ZM210 140V141H209ZM255 140V139H254ZM34 141V140H33ZM40 140H38V142H39ZM57 141H59L58 139H57ZM78 141V140H77ZM214 141H215V143H214ZM37 142V141H36ZM50 142H52V141H50ZM106 142V141H105ZM117 141H115L114 143H116ZM210 142V143H209ZM33 143V142H32ZM41 143V142H40ZM46 143V142H45ZM75 142H73V144H74ZM91 143V142H90ZM90 143H88V144H90ZM100 143V142H99ZM98 143V144H99ZM118 143V142H117ZM227 143V142H226ZM93 144V143H92ZM96 144V143H95ZM205 144V143H204ZM207 144V145H208ZM220 144V143H219ZM35 145V144H34ZM44 145V144H43ZM58 145H60V144H58ZM57 145V146H58ZM63 145V144H62ZM61 145V146H62ZM74 145H76V144H74ZM83 145V144H82ZM105 145V144H104ZM137 145V144H136ZM136 145H135V143H133V150H135V152H134V160H136V159H142V158H144V156H143V152H141L142 150H139V149H137L136 148ZM140 145V144H139ZM200 145H201V143H200ZM203 145V144H202ZM201 145V146H202ZM224 145V144H223ZM226 145V144H225ZM42 146V145H41ZM53 146V145H52ZM70 146H71V143H70ZM93 146V145H92ZM118 146V145H117ZM116 146V147H117ZM123 146V145H122ZM211 146V145H210ZM65 147V146H64ZM72 147V146H71ZM52 148H54V147H52ZM69 148V147H68ZM99 148H102L101 146L99 147ZM112 148V147H111ZM140 148H141V146H140ZM217 148V147H216ZM46 149V148H45ZM104 149V148H103ZM132 149V148H131ZM205 149H206V147H205ZM209 149V148H208ZM225 149V148H224ZM66 150H68V149H66ZM90 150V149H89ZM99 150V149H98ZM106 150V149H105ZM62 151V150H61ZM197 151V150H196ZM218 151V150H217ZM228 151V150H227ZM43 152V151H42ZM41 152V153H42ZM86 152V151H85ZM210 152V151H209ZM216 152V151H215ZM44 153V152H43ZM45 154H47V153H45ZM13 155V154H12ZM71 155V154H70ZM69 156V155H68ZM15 157V156H14ZM49 157V156H48ZM135 157H137L136 159H135ZM146 157V156H145ZM204 157V156H203ZM52 158V157H51ZM65 158V157H64ZM202 158V157H201ZM101 160V159H100ZM203 160V159H202ZM206 160H207V156H206ZM143 161H145V160H143ZM146 162V161H145ZM140 163V162H139ZM143 163V162H142ZM141 163V164H142ZM148 163V162H147ZM207 162L205 161V164H206ZM137 164H138V162H137ZM241 165V164H240ZM145 166V165H144ZM147 166H149L148 164L146 165V167ZM206 166V165H205ZM216 166V165H215ZM202 167H204V166H202ZM207 168H208V166H206ZM52 168V167H51ZM185 168V167H184ZM213 169V168H212ZM147 170V169H146ZM215 170V169H214ZM145 171V170H144ZM204 171V170H203ZM206 171H208V169L206 170ZM147 173H148V171H146ZM153 172V171H152ZM220 172V171H219ZM222 173V172H221ZM152 174V173H151ZM221 175V174H220ZM224 175H226L225 173H224ZM212 176H214V175H212ZM216 176V175H215ZM214 176V177H215ZM118 177V176H117ZM121 177V176H120ZM206 177V176H205ZM208 177V176H207ZM206 177V178H207ZM226 177V176H225ZM110 178V177H109ZM245 178V177H244ZM116 179H118V178H116ZM107 180V179H106ZM113 180V179H112ZM111 180V181H112ZM207 181L209 180V181H211L212 180V178H209V179H206ZM214 180V179H213ZM220 180V179H219ZM219 180H216V182L217 181H219ZM215 181V180H214ZM107 182V181H106ZM220 182V181H219ZM103 183H104V181H103ZM110 183V182H109ZM114 183V182H113ZM117 183V182H116ZM209 183H213V182H209ZM215 183V182H214ZM112 184V183H111ZM110 184V185H111ZM119 184V183H118ZM216 184V183H215ZM96 185V184H95ZM211 185V184H210ZM217 186H222L221 185V182H220V184L218 185V184H216ZM100 186V185H99ZM104 186V185H103ZM103 186H102V189H103ZM111 186H113V184L111 185ZM120 186V185H119ZM212 186V185H211ZM92 188H93V191H94V187L92 186ZM95 188H97V185L95 186ZM114 188V187H113ZM90 189V188H89ZM101 189V187H100V191L102 190ZM105 189V188H104ZM111 189H112V187H111ZM115 189H116V187H115ZM119 189V188H118ZM99 190V189H98ZM97 190V191H98ZM108 190V192L109 191H112L113 192V190H109V189H107ZM92 191V190H91ZM92 191V192H93ZM104 191V190H103ZM106 191V190H105ZM119 191V190H118ZM123 191V190H122ZM124 191H125V189H124ZM107 192V191H106ZM105 192V193H106ZM107 192V194H109ZM114 192H116V191H114ZM85 193V192H84ZM89 193H91V192H89ZM98 193V192H97ZM97 193H95L94 195H98ZM99 193H101V192H99ZM121 193H123V192H121ZM125 193V192H124ZM88 194V193H87ZM87 194H85L86 196H87ZM101 194H103V193H101ZM83 195V194H82ZM81 195V198L83 197ZM91 196H92V194H90ZM90 195H88V197L90 196ZM105 195V194H104ZM118 195H120L119 193H118ZM122 195V194H121ZM126 195H128V194H126ZM91 196H90V198H88V197H86L88 200L89 199H91L92 201H94L92 198H96L95 196L94 197H92L91 198ZM103 196V195H102ZM108 196V195H107ZM100 197V196H99ZM109 197V196H108ZM107 197V198H108ZM113 197V196H112ZM114 197H116V196H114ZM124 197V196H123ZM147 197V196H146ZM85 198V197H84ZM85 198V199H86ZM98 198V197H97ZM97 198H96V200H97ZM101 198V197H100ZM110 199H112L111 197H109ZM120 198H122V196H120ZM79 199V198H78ZM106 199V198H105ZM117 199L118 198H115V202L117 201ZM137 199H139V198H137ZM108 200V199H107ZM106 200V201H107ZM130 200V199H129ZM75 201H76V199H75ZM81 201V200H80ZM102 201V200H101ZM100 201V202H101ZM104 201V200H103ZM109 201V200H108ZM112 202L114 201V199H112L111 200ZM127 201V200H126ZM5 205H4V207H3V209L4 208H6V209H8L7 207H10V205H12V204H9L10 203V201H8L7 203L6 202H4V201H2ZM90 202V201H89ZM110 202V201H109ZM109 202H108V204H109ZM112 202H110V204L112 203ZM123 202H124V200H123ZM141 202V201H140ZM143 202V201H142ZM12 203V202H11ZM94 203V202H93ZM97 203V202H96ZM118 203V202H117ZM119 203H122L121 201L119 202ZM129 203V202H128ZM138 203V202H137ZM88 204V203H87ZM105 204V203H104ZM115 204V203H114ZM126 205H127V202L125 203ZM133 204V203H132ZM0 205H1V203H0ZM3 205V204H2ZM118 205V204H117ZM124 205V204H123ZM129 205V204H128ZM127 205V206H128ZM137 205V204H136ZM100 207L102 206V205H99ZM103 206H105V205H103ZM107 207H109V205H106ZM111 206V205H110ZM112 206H113V203H112ZM111 206V207H112ZM151 206V205H150ZM98 207V206H97ZM120 207V206H119ZM126 206H124V208H125ZM132 207L133 206H131L130 207V211H132L133 209H132ZM84 208V207H83ZM91 208H92V206H91ZM99 208V207H98ZM97 208V209H98ZM114 208H116V204H115V207ZM117 208H118V206H117ZM116 208V210L115 211H117V210H119L120 208H118L117 209ZM122 208H123V206H122ZM121 208V209H122ZM134 208V207H133ZM85 209V208H84ZM95 209V208H94ZM96 209V214H94V216H96V219L95 220H97V224H100V226H102L103 227V229H104V235H106V236H104L106 239H107V242L109 241V242H113V244L114 245H116L115 247H116V251H118V253H120L121 255L122 254H124V255H126L127 257H129L127 254H129L130 252H132V251H134L135 249H137V248H139V242H138V240L139 239H137V237H133L132 235H130V236H126V235H129V233H127V234H124L123 232V234L121 233V235H119L120 234V232H119V234L118 233H116V232H118L117 230L115 231V228L113 227V226H111L112 225V223L114 222H112V219L113 220H115V222H116V216H114L113 214H112V212H114V211H110L111 209H109L108 210V208H107V210L106 209H103L102 208V211H98ZM126 209H128V208H126ZM132 209V210H131ZM90 210V209H89ZM88 210V211H89ZM93 210V209H92ZM101 210V209H100ZM113 210V209H112ZM0 211H2V209H0ZM5 211H7V210H5ZM83 211V210H82ZM95 211V210H94ZM121 211V210H120ZM119 211V212H120ZM123 211H124V209H122V213H123ZM127 211H129V209L127 210ZM8 212V211H7ZM86 212V211H85ZM91 212V211H90ZM118 212V211H117ZM118 212V213H119ZM126 212V211H125ZM124 212V213H125ZM5 213V212H4ZM95 213V212H94ZM122 213H120V214H122ZM128 213V212H127ZM130 213V212H129ZM2 214H3V211H2ZM6 214H8V213H6ZM93 214V213H92ZM131 214L133 215L134 213L133 212H131ZM131 214H126V215H130L131 216ZM90 215V214H89ZM119 215V214H118ZM121 216V215H120ZM124 216H125V214H124ZM91 217V216H90ZM122 217V216H121ZM128 217V216H127ZM132 217V216H131ZM135 217V216H134ZM133 217V218H134ZM124 217H122V218H120L121 220L123 219ZM132 218V219H133ZM136 218V217H135ZM134 218V219H135ZM136 220H137V218H136ZM162 220V219H161ZM124 221V220H123ZM135 221V220H134ZM134 221H128L129 222V224H131V222H134ZM114 222V223H115ZM119 222V221H118ZM117 222V223H118ZM125 222V221H124ZM123 222V223H124ZM96 223V222H95ZM121 223V225L123 224L122 222H120ZM120 223H118L119 225H120ZM138 223V222H137ZM141 223V222H140ZM19 224V223H18ZM117 224V225H118ZM125 224H127L126 222H125ZM160 224H161V221H160V223H159V226L157 227V228H159V227H161L160 226ZM132 225V224H131ZM157 225V224H156ZM155 225V226H156ZM96 226H98V225H96ZM115 226V225H114ZM124 226V225H123ZM123 226H121V227H119L120 229L123 227ZM127 226H128V224H127ZM135 226H138V224L137 225H135L134 224V227ZM16 227V226H15ZM20 227V226H19ZM118 227V226H117ZM132 227V226H131ZM134 227L132 228V232L134 231ZM140 228L142 227V226H139ZM144 227V226H143ZM17 228V227H16ZM21 228H22V226H21ZM99 228V227H98ZM119 228H117L118 230H119ZM126 228H129V227H126ZM139 228V229H140ZM156 228V229H157ZM100 229H101V227H100ZM136 229H138V227L136 228ZM21 230V229H20ZM121 230H123V228L121 229ZM130 230H129V232H130ZM142 230V229H141ZM140 230V231H141ZM153 230H155V229H153ZM158 230V229H157ZM137 231V230H136ZM125 232V231H124ZM127 232V231H126ZM131 232V233H132ZM23 233H24V231H23ZM136 233V232H135ZM155 233H157V232H155ZM155 233H154V231H153V234H154V236H155ZM29 234V233H28ZM137 234H139V232L137 233ZM143 234V233H142ZM151 234H152V232H151ZM2 235V234H1ZM26 235V234H25ZM158 235V234H157ZM165 235V234H164ZM164 235L163 236H159L158 235V238H160L161 239V237H163L164 238ZM134 236H136V235H134ZM167 236V235H166ZM150 237V236H149ZM151 237H153V236H151ZM157 236H155V238H156ZM172 236H170V238H171ZM162 238V239H163ZM165 238H167V237H165ZM25 239V238H24ZM105 239V240H106ZM154 239V238H153ZM159 240V239H158ZM164 240V239H163ZM153 241V240H152ZM161 241V240H160ZM171 241V240H170ZM169 241V242H170ZM174 241V240H173ZM151 242V241H150ZM154 242V246H152V247H150V253H152V255H154V256H156L157 258H159L160 256H166V257H168V256H172V258H173V255H175L172 251H173V248H172V246H171V244H173V242L171 243V244H169V245H167L168 244V241H167V239H166V242H167V244H160V243H163L162 241L161 242H159V241H153ZM155 242L157 243H159V244H157V246L155 245ZM109 245H112L111 243L109 244ZM152 245V244H151ZM159 245V246H158ZM175 245V244H174ZM113 246V245H112ZM179 246V245H178ZM178 246H176V248L178 247ZM14 247V246H13ZM111 247V246H110ZM109 247V248H110ZM114 247V248H115ZM114 248H113V250H114ZM179 248H181L180 246H179ZM178 248V249H179ZM129 250H132V251H129ZM141 250V249H140ZM175 250V249H174ZM180 251L182 250V249H179ZM115 251V250H114ZM175 251H177V250H175ZM145 252V251H144ZM117 253V252H116ZM149 253V252H148ZM147 253V254H148ZM176 253V252H175ZM134 254V253H133ZM132 253H131V255H133ZM13 255V254H12ZM121 255H120V257H121ZM150 255V254H149ZM124 257V256H123ZM170 257H168L169 259H171ZM12 258V257H11ZM177 258V257H176ZM126 260V259H125ZM164 260H165V258H164ZM107 262V261H106ZM24 263V257H23V255L21 254V252L19 253L18 251H15L14 252V255H13V258H12V264H23ZM104 264H106L105 262H103ZM108 263V262H107ZM165 263H167V262H165ZM171 263V262H170ZM8 264V263H7ZM11 264V263H10ZM139 264V263H138ZM141 264V263H140ZM169 264V263H168ZM200 264H203V263H200Z\"/></svg>",
    "mask_w": 264,
    "mask_h": 264
}]
</instances>
